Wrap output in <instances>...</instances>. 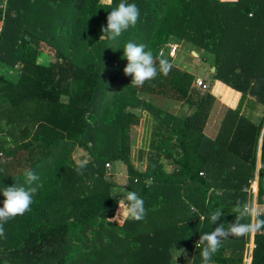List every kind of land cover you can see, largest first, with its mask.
<instances>
[{
  "label": "trees",
  "instance_id": "16d2710c",
  "mask_svg": "<svg viewBox=\"0 0 264 264\" xmlns=\"http://www.w3.org/2000/svg\"><path fill=\"white\" fill-rule=\"evenodd\" d=\"M127 3L137 5L139 20L112 49L99 39L107 23L100 0H6L0 6V122L7 127L0 128L6 133L0 138V189L24 185L26 170L43 185L31 210L4 224L0 264H174L172 247L198 240L219 223L227 228L235 222V204L252 197L264 123V0ZM172 36L193 45L204 61L211 56L212 79L240 92L215 138L203 132L215 97L194 85L192 72L168 57L169 74L138 88L123 73L127 42L146 45L158 66V52ZM42 43L54 50L47 62L39 61ZM141 93L181 101L191 111L163 113ZM248 97L263 107L257 123L240 115ZM142 105L154 113L157 142H150L139 167L130 160L127 129L138 123L135 109ZM24 125L32 133L22 136ZM75 147L86 153L82 174L70 162ZM115 161L126 166L124 186L106 176V163ZM260 161L257 201L264 203V130ZM124 191L144 200V220H111ZM3 200L0 194V207ZM218 207L224 214L212 224ZM249 235L223 240L211 262L243 264ZM253 241L250 264H264V233H254ZM191 264H202L200 249L194 247Z\"/></svg>",
  "mask_w": 264,
  "mask_h": 264
},
{
  "label": "clouds",
  "instance_id": "9594fccd",
  "mask_svg": "<svg viewBox=\"0 0 264 264\" xmlns=\"http://www.w3.org/2000/svg\"><path fill=\"white\" fill-rule=\"evenodd\" d=\"M140 11L136 4L127 3V0L122 2L115 8H112L106 17V26H101V37L106 39L109 44L106 48L112 49V43L118 41L124 32L130 28H134L139 20ZM146 45L137 44L129 41L123 47V57L127 60V65L123 68V73L131 77L132 86H143L145 82L157 78L158 75L167 76L171 71L172 64L167 58L161 56L158 66L156 58L151 50H145ZM88 161H80L75 171L77 174H82L86 168ZM24 185L13 184L12 186L0 189V194L3 195V206L0 207V237L4 236V224L14 219L17 216L24 215L31 210L33 197L38 192L39 188L43 187L33 171L26 170L24 173ZM147 186H151L152 180L145 181ZM35 186H32L34 185ZM115 192L121 191L114 189ZM119 208L116 214L111 218L112 221L122 222L121 217L133 221H142L146 216L144 200L135 191H124L122 199L118 202ZM123 208V213H122ZM222 207L216 208L211 213L209 220L212 224H216L223 216ZM235 213V222L225 228L223 223H219L211 232L203 233L199 239L194 241V247L200 249L202 264H211L212 257L217 253L222 245L223 240L229 237L245 236L251 233H264V219H260V213L248 202H237L231 209ZM254 218L252 222L242 223L241 221L247 218ZM203 219V217H199ZM173 259L178 260L181 254L187 256L185 249H178L174 246Z\"/></svg>",
  "mask_w": 264,
  "mask_h": 264
},
{
  "label": "rangeland",
  "instance_id": "374dc122",
  "mask_svg": "<svg viewBox=\"0 0 264 264\" xmlns=\"http://www.w3.org/2000/svg\"><path fill=\"white\" fill-rule=\"evenodd\" d=\"M102 3V8L100 9V12L102 15H105V20L107 15L110 13L112 8H115L117 6L116 3L112 2V0H100ZM122 0L120 1V3ZM102 33H99V39L104 40L105 42L107 41L106 39L100 38ZM42 53L46 57L42 56V59L39 61L47 62L48 61V56L54 55V50L50 47H48V44L42 43ZM112 46H115L114 43H112ZM177 46V50L175 52H172L173 47ZM195 47L188 43L185 40H181L178 37H170L169 41H167L165 44H163L160 48V51L158 52V55L163 56L164 58L170 57L173 61V63L180 68H184L185 70L192 72L194 74V85L200 90L203 91L204 88H199L197 86V79L200 78L202 79L205 83L206 82H212V70H211V64L213 63V59L211 56H209L207 61H204L199 54L195 52ZM195 52V54L193 53ZM50 58V57H49ZM118 62H115V64ZM18 67V66H17ZM11 69V68H10ZM9 68L7 70L5 69L6 72L10 73ZM4 71V72H5ZM131 83V81L129 82ZM113 83L108 84V89L112 87ZM132 86V85H131ZM135 88H138L137 86H134ZM111 93V90L108 92ZM140 97L142 100L145 101V103L151 105L154 108H157L163 113L169 112L173 114H178L183 112L184 114L187 113L188 111H191V109H187V106L181 103V101H176L172 100L166 96L163 95H158V94H148V93H141ZM138 112L139 119L138 123L131 125L128 129V135L130 138V160L135 166H141L144 167L147 159V154L150 149V142L155 141L157 142V134H153V119H154V113L152 110L148 109L146 106L142 105L138 109H135ZM5 121L2 120L0 122V128L1 129H7L6 125H4ZM20 131V130H19ZM32 133L31 130H29L27 134ZM4 136H6V133H3ZM3 134H0V138H3ZM12 145V143H11ZM141 155V158H140ZM86 157V153L84 152L83 149L80 147H75L73 151L70 154V159H71V165H77L80 161L84 160ZM86 160V159H85ZM166 169H169L168 167ZM110 176V179L114 181L116 184L119 185H126L127 184V170L126 166L124 163L121 161H115L110 162V164L107 166L106 165V176ZM255 180V178H253ZM252 180V182H253ZM254 183V182H253ZM253 205V204H251ZM257 206V205H256ZM264 205L259 206L257 211L260 209H263ZM119 208V205H118ZM117 208V210H118ZM261 211H264L261 210ZM122 213H123V208H122ZM123 215L121 217V220L123 221ZM116 222V221H115ZM118 223V222H116ZM121 223V222H120ZM194 241L195 239H192L191 241H188L184 244H181L178 249L183 248L187 252V256L184 254H181L178 257V260L175 261L173 259L174 264H191V253L192 249L194 247ZM175 250H172V253ZM173 258V255H172ZM3 264H9L3 262ZM211 264H215L212 263Z\"/></svg>",
  "mask_w": 264,
  "mask_h": 264
},
{
  "label": "crops",
  "instance_id": "0c3cea01",
  "mask_svg": "<svg viewBox=\"0 0 264 264\" xmlns=\"http://www.w3.org/2000/svg\"><path fill=\"white\" fill-rule=\"evenodd\" d=\"M211 70H212V67H211ZM206 84H207V88H208L207 90L215 97V99L213 100V105L211 106V109L208 112L205 124L203 126V132L206 136H208L210 138H215L219 133V129L221 127V123H222L223 118L225 116H227L229 113V109L234 110L237 107L239 99H240V92L234 88H231L230 86L224 84L223 82H221L217 79H213L212 82L208 81V82H206ZM250 100H253V98L248 97L247 99H245V102L242 105L239 112H240V115L246 117L251 122L257 123L259 121V118H260L262 112H263V107L261 105L257 104L256 102H254V101L252 102ZM181 103H183V102H181ZM184 105H186V104H184ZM187 109H189L188 106H187L186 110ZM189 112L190 111H188L187 113H189ZM178 114L185 115L186 113L184 114L183 112H181ZM263 130H264V123H263V126L261 128V132H260L259 140H258L255 171H254L253 176L250 178V180H253V178H255V180H253V182H254L252 185L253 190L251 192L252 197L250 198L249 203L253 204L254 208L256 210L259 208V206L264 205V203H259L257 201V192L259 189L258 171L262 166V163L260 161V145H261ZM219 192L220 191H218V193ZM263 209H264V207H263ZM263 209H260L257 212L260 214H264V211H261ZM253 236H254V234H253ZM188 241H191V240H188ZM188 241H185L181 244H184ZM181 244L176 245V247L179 248V246ZM172 250H175L174 247L171 248V252H172ZM193 250H194V247L192 249L191 255L193 254ZM190 257H192V256H190Z\"/></svg>",
  "mask_w": 264,
  "mask_h": 264
},
{
  "label": "built area",
  "instance_id": "2783aa9c",
  "mask_svg": "<svg viewBox=\"0 0 264 264\" xmlns=\"http://www.w3.org/2000/svg\"><path fill=\"white\" fill-rule=\"evenodd\" d=\"M5 2L6 0H2V3H1V7H4L5 6ZM172 52H175L177 50V46H174ZM197 86L199 88H207V84L200 78L197 79ZM106 165L108 166L109 163H106ZM253 182L252 180H250V191L252 192L253 190ZM248 189V190H249ZM254 207V205H252ZM254 220V218L251 217V222ZM253 234L254 233H251L249 235V239L248 241L246 242V245H245V250H244V254H243V264H250V261H251V258H252V250H253V247H254V241H253Z\"/></svg>",
  "mask_w": 264,
  "mask_h": 264
},
{
  "label": "water",
  "instance_id": "95a60500",
  "mask_svg": "<svg viewBox=\"0 0 264 264\" xmlns=\"http://www.w3.org/2000/svg\"><path fill=\"white\" fill-rule=\"evenodd\" d=\"M195 54V52H193ZM212 71H214V67H212ZM29 127L27 125H24L21 129H20V134L22 136L26 135V133L29 131Z\"/></svg>",
  "mask_w": 264,
  "mask_h": 264
}]
</instances>
